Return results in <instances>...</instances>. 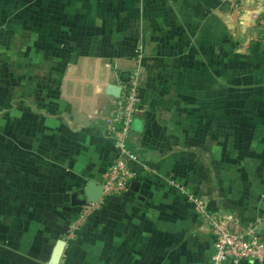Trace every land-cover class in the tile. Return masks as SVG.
<instances>
[{
    "label": "crops",
    "instance_id": "crops-1",
    "mask_svg": "<svg viewBox=\"0 0 264 264\" xmlns=\"http://www.w3.org/2000/svg\"><path fill=\"white\" fill-rule=\"evenodd\" d=\"M140 53L138 185L55 261L117 156L100 117ZM1 69L0 264H211L187 193L264 238V0H0Z\"/></svg>",
    "mask_w": 264,
    "mask_h": 264
},
{
    "label": "built area",
    "instance_id": "built-area-1",
    "mask_svg": "<svg viewBox=\"0 0 264 264\" xmlns=\"http://www.w3.org/2000/svg\"><path fill=\"white\" fill-rule=\"evenodd\" d=\"M258 18L257 14L252 16L254 21ZM142 58L140 53L130 77L120 85V97L112 98L110 106L100 117L106 134L117 144V156L103 177V192L98 202L82 205L78 216L67 226V245L77 241L84 226L108 200L130 193L134 180L139 177L141 157L130 149L128 142L136 116L147 109L142 93ZM187 194L196 213L210 229L214 247L211 264H264V238L254 230L234 231L228 219L210 207L206 197Z\"/></svg>",
    "mask_w": 264,
    "mask_h": 264
},
{
    "label": "water",
    "instance_id": "water-1",
    "mask_svg": "<svg viewBox=\"0 0 264 264\" xmlns=\"http://www.w3.org/2000/svg\"><path fill=\"white\" fill-rule=\"evenodd\" d=\"M121 91H122V88L120 86L114 85L111 87V91L109 94L114 98H118V97H120ZM136 184L138 185V183L133 182L132 188H134L133 186ZM102 192H103V190H102L101 186L95 185L94 183H90L88 186V190H87L88 201H83L81 203V206L85 205L87 203L98 202V200L100 199V197L102 195ZM65 246H66L65 241L61 242L60 246H58V248L56 249V252H55V261L59 260L60 256L62 255L63 248Z\"/></svg>",
    "mask_w": 264,
    "mask_h": 264
},
{
    "label": "rangeland",
    "instance_id": "rangeland-1",
    "mask_svg": "<svg viewBox=\"0 0 264 264\" xmlns=\"http://www.w3.org/2000/svg\"><path fill=\"white\" fill-rule=\"evenodd\" d=\"M4 63L8 66L7 61H5ZM1 68H7V67H3V65H1ZM3 71H7V69H4ZM3 71H2V69H1V70H0V73L2 74ZM86 225H87V224H86ZM86 225H85V226H86ZM85 226H84V227H85Z\"/></svg>",
    "mask_w": 264,
    "mask_h": 264
}]
</instances>
